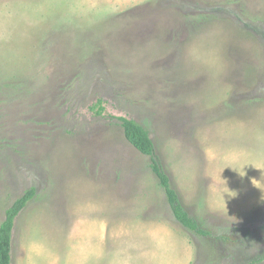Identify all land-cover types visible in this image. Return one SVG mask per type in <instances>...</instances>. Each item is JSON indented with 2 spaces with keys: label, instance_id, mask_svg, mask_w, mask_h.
<instances>
[{
  "label": "rangeland",
  "instance_id": "obj_1",
  "mask_svg": "<svg viewBox=\"0 0 264 264\" xmlns=\"http://www.w3.org/2000/svg\"><path fill=\"white\" fill-rule=\"evenodd\" d=\"M121 115L227 241L175 219ZM30 189L11 264L264 257V0H0V222Z\"/></svg>",
  "mask_w": 264,
  "mask_h": 264
},
{
  "label": "trees",
  "instance_id": "obj_2",
  "mask_svg": "<svg viewBox=\"0 0 264 264\" xmlns=\"http://www.w3.org/2000/svg\"><path fill=\"white\" fill-rule=\"evenodd\" d=\"M91 108L95 110L97 114L101 115L104 111L102 98L98 99ZM117 118L120 121L127 141L140 153L149 158V168L156 176L159 186L164 191L175 219L185 228L199 236L227 241L228 238L221 235H214L205 228L203 223L184 206L178 190L172 184L171 177L165 168L162 157L157 151L156 145L150 136V132L133 118L122 115ZM34 196L35 190L30 189L24 195L16 199L7 209L4 219L0 222V264L12 263V237L16 218ZM263 260L264 257H260L253 260L252 264H256Z\"/></svg>",
  "mask_w": 264,
  "mask_h": 264
}]
</instances>
